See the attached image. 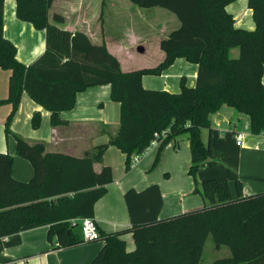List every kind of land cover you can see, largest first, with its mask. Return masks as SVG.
Here are the masks:
<instances>
[{
  "label": "trees",
  "instance_id": "16d2710c",
  "mask_svg": "<svg viewBox=\"0 0 264 264\" xmlns=\"http://www.w3.org/2000/svg\"><path fill=\"white\" fill-rule=\"evenodd\" d=\"M0 0V69L11 72L8 98L11 112L5 123L11 134L22 94L50 112V125H67L60 114L75 107L76 94L90 87L109 85L111 100L120 104L117 133L106 145L78 158L47 153L42 143L29 144L15 136L16 154L32 167L27 182L12 176L13 158L0 153V244L23 227L49 225L47 239L68 248L84 243L81 220L94 218V206L113 182L112 169L101 163L109 146L125 155V171L133 155L143 154L155 133L169 130L157 148L154 165L162 149L184 137L189 141L194 193L208 205L168 218H159L163 205L160 189L152 185L125 195L131 227L112 234L102 233L103 246L90 264H201L207 238L216 247H228L230 256L211 264H264V192L244 196L235 183L236 196L223 179L197 181L201 165L213 157L210 135L205 145L201 130H210L209 116L221 106L233 108L250 118L254 135L264 134V0H248L255 29L234 27L226 6L235 0H129L140 8H162L176 16L179 27L162 39L164 60L154 68L122 72L119 61L104 43L93 44L81 32L70 33L55 24L64 23L60 14L48 13L53 0H14L16 16L46 32L45 53L30 66L16 58V47L3 35V5ZM105 0L101 2L102 19ZM238 48L237 58L230 50ZM178 58L197 65L196 85L180 92L150 90L142 85L145 76H159ZM41 116L31 120L38 129ZM98 227V226H97ZM131 233L135 248L129 252L122 236ZM98 240V241H99Z\"/></svg>",
  "mask_w": 264,
  "mask_h": 264
},
{
  "label": "crops",
  "instance_id": "0c3cea01",
  "mask_svg": "<svg viewBox=\"0 0 264 264\" xmlns=\"http://www.w3.org/2000/svg\"><path fill=\"white\" fill-rule=\"evenodd\" d=\"M107 1L105 0L103 8L107 6ZM93 2L94 0H53L49 10L50 12L53 9L52 19L57 13L65 20L62 24H55L54 21L52 24L70 33H84L93 44L104 43L108 52L119 61L121 71L130 72L131 69L125 68L120 55L124 50L125 36L118 35L117 38H112L102 30L100 33L97 25L101 12L100 15H92ZM247 2L248 0H235L226 6V12L233 17L236 29L253 31L255 23ZM156 14L159 22L161 14ZM164 23L161 30L163 34L157 38L159 44L170 34L167 31L175 26L171 18L165 17ZM133 34L129 35L131 41L128 45L131 42L135 43L138 46L137 52L145 53V37ZM3 35L14 44L16 58L25 66H30L45 53V30H37L32 24L19 20L14 0L4 1ZM234 49L238 50L239 55V49ZM234 49L230 50V56ZM164 58L165 54L161 51L159 60L154 65L158 66ZM197 70V65L178 58L161 75L145 76L142 85L150 90L178 93L182 78L187 87H195ZM10 76V71L0 69V101L8 98ZM262 83L264 84V69ZM11 109L9 103H0V153H7L13 158L12 176L21 182L29 181L33 170L29 162L17 156L15 136L22 137L29 144L42 143L47 153H62L81 158L93 152L96 147L106 145L110 137L117 133L120 123V104L111 100L109 85L90 87L77 93L75 107L70 111L61 112L60 116L67 125L60 127H52L50 112L33 102L24 92L10 124L11 134L6 136L5 123ZM35 113L41 116L38 129H33L31 125ZM209 121L210 130H201V139L206 145L210 135L213 157L201 165L197 172V181L226 180L233 197L236 196L237 181L242 184L244 196L264 192V134H252L249 116L239 114L226 105L211 114ZM237 132L243 134L240 146L236 145L234 139ZM183 139L177 146L172 141L173 150L168 154V159L166 157L161 159L163 177L148 173L153 157L149 151L153 148L145 152L131 172L125 171L126 157L123 153L113 146L105 150L102 162L93 166L96 172L103 166H109L113 173V182L107 185L106 194L94 206L93 219L102 233L112 234L131 227L124 198L130 189L141 192L152 185H157L163 199L159 218H168L208 205L200 194L194 193L195 183L188 173L191 164L189 141L186 137ZM143 157L145 159H142ZM48 230L47 224L30 225L23 227L17 234L3 238L0 244V264H90L103 246V242L99 240L84 242L74 247H59L56 240L49 242L47 239ZM122 239L125 241L127 251H133L135 244L132 234L126 233ZM223 247L225 246L214 247L212 262L230 256L229 248L225 247L228 251H222Z\"/></svg>",
  "mask_w": 264,
  "mask_h": 264
},
{
  "label": "rangeland",
  "instance_id": "374dc122",
  "mask_svg": "<svg viewBox=\"0 0 264 264\" xmlns=\"http://www.w3.org/2000/svg\"><path fill=\"white\" fill-rule=\"evenodd\" d=\"M108 1H107L108 3L106 2L107 6L103 8V17L102 19L98 20L97 26L99 27L100 33L102 30V32L109 37L117 38L118 35L125 36V38H123V40L125 41L124 50L121 51L120 53L125 68L134 71V70L149 68L151 66L156 67L157 65L154 64L158 62L161 53V50L158 45L159 41L157 38L163 34L161 33L162 32L161 30L165 25L164 23L165 17L171 18L175 22V26L167 31V33H169L177 29L179 26V22L176 16L171 12L162 8H140L134 5L133 3H131L129 0H108ZM113 1L116 3L114 4ZM101 2L102 0H94L92 15H96V14L100 15V12L102 10ZM52 11L53 9H51V11L49 12V22L51 24L53 23ZM156 13H160L163 16V17L161 15L159 16L160 18L159 22ZM159 25L161 26V29L158 30ZM130 34L145 37L146 39L145 53L142 54L138 53L137 52L138 46L135 43L131 42L130 45H128L129 41H131L129 39ZM231 57L232 58L238 57L237 49L233 50V54H231ZM172 150L173 149L170 142L160 152V155L158 157V162L155 165L154 163L156 159L157 150L153 148L151 151H149L151 152V154H153L152 162L148 167V173H150L149 175L158 176V177L164 176L162 171L163 166L161 164V159L163 157L164 158L166 157L168 159V154H170ZM145 157H147V155ZM145 157H143L142 159H145ZM131 171L133 170L130 169L128 172ZM214 247L215 245L212 241V238L211 236H209L205 244V249L201 264H210V262H212L214 258L213 257ZM222 249H223L222 251H228V249L225 247H223ZM220 254H223V252H220Z\"/></svg>",
  "mask_w": 264,
  "mask_h": 264
},
{
  "label": "built area",
  "instance_id": "2783aa9c",
  "mask_svg": "<svg viewBox=\"0 0 264 264\" xmlns=\"http://www.w3.org/2000/svg\"><path fill=\"white\" fill-rule=\"evenodd\" d=\"M168 133L169 130L163 131L162 133H155L148 149L145 152H147L151 148H158L159 145L161 144L162 139H164L168 135ZM234 139L236 141V145L240 146L243 140V134L241 132L235 133ZM145 152L140 155L137 154L133 155L130 166L131 169L138 164L139 160L145 154ZM80 222H81L83 241L84 242L98 241L100 235L95 220L92 218H84Z\"/></svg>",
  "mask_w": 264,
  "mask_h": 264
}]
</instances>
